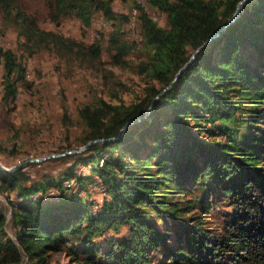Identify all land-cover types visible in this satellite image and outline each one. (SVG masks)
Instances as JSON below:
<instances>
[{
	"label": "trees",
	"instance_id": "obj_1",
	"mask_svg": "<svg viewBox=\"0 0 264 264\" xmlns=\"http://www.w3.org/2000/svg\"><path fill=\"white\" fill-rule=\"evenodd\" d=\"M148 1L166 14L159 25L136 3L148 50L138 66L155 82L134 102L87 110L83 144L104 139L70 153L71 164L58 174L0 171L14 234L0 204V264H50L54 251L75 264H264V0H245L237 19L163 92L240 0ZM13 5L0 0L5 12ZM50 5L56 19L76 8L86 23L95 12L113 25L126 18L112 0ZM121 36L115 26L111 46ZM99 46H91L93 54ZM0 60L3 99L10 101L23 68L9 49L0 50ZM152 101L143 120L107 139ZM92 176L105 194L95 207L82 193ZM219 200L227 208L211 221Z\"/></svg>",
	"mask_w": 264,
	"mask_h": 264
},
{
	"label": "rangeland",
	"instance_id": "obj_2",
	"mask_svg": "<svg viewBox=\"0 0 264 264\" xmlns=\"http://www.w3.org/2000/svg\"><path fill=\"white\" fill-rule=\"evenodd\" d=\"M136 3L159 25L166 24V14L148 0H112L113 10L126 15L116 25L104 22L99 12L90 22H83L77 8L56 19L50 0H14L9 12L0 7V50H11L23 68L14 98L6 101L0 60V163L12 166L26 159L80 149L87 132V110L105 103L134 102L155 82L138 66L148 50ZM115 26L122 36L111 46L109 36ZM94 43L100 44L97 54L91 50ZM69 154L32 162L25 169L34 176L58 174L71 164ZM76 170L90 173L83 165ZM92 178L95 181L88 182L82 193L95 207L105 194L96 176ZM48 195L55 197L56 193L51 189ZM0 204L7 215L6 230L14 238L10 207L1 193ZM226 208L224 202L214 201L208 218L218 221ZM49 263L75 264L62 251L49 253Z\"/></svg>",
	"mask_w": 264,
	"mask_h": 264
},
{
	"label": "water",
	"instance_id": "obj_3",
	"mask_svg": "<svg viewBox=\"0 0 264 264\" xmlns=\"http://www.w3.org/2000/svg\"><path fill=\"white\" fill-rule=\"evenodd\" d=\"M245 0H240L237 5H236V9H235V12L234 14L232 15V17L227 21L226 24H224L221 28H219L217 31H215L212 35H210L207 40L205 42H203L199 47H197L191 54V56L189 57V59L184 63V65L182 67H180L177 71V73L175 74L174 78L171 80V82L165 86L161 92H163L164 90H166L178 77L179 73L191 62V60L195 57L196 53L203 47L205 46L209 41H211L212 39L218 37L225 29L226 27L231 24L233 21H235L239 15V12L242 8V4ZM160 94V93H159ZM158 94V95H159ZM158 95H156L154 97V99H156L158 97ZM152 103L153 101L151 102V104L149 105L147 111L142 115V116H139V117H136V118H133V119H130L128 121H126L123 126L121 127L120 129V132L118 134V136L116 137H110V138H107V139H117L119 138L125 131V129L127 128L128 125L132 124V123H135V122H138V121H141L143 120L150 112L151 110V106H152ZM104 138H99V139H92V140H89L88 142H86L80 149H75V150H67L65 152H61V153H58V154H49V155H45V156H42V157H35V158H30V159H26L22 162H19L15 165H12V166H5L3 165L2 163H0V171H4V172H13L17 169H20V168H23L25 167L27 164L29 163H32V162H36V161H41V160H45L47 158H50V157H55V156H59V155H64V154H67V153H76V152H81L83 150H85L89 144H91L92 142H95L97 140H103Z\"/></svg>",
	"mask_w": 264,
	"mask_h": 264
}]
</instances>
